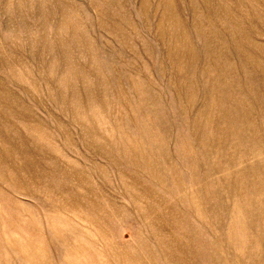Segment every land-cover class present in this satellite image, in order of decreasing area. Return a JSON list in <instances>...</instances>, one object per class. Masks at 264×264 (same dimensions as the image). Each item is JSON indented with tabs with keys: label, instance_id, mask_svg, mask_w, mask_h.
Returning a JSON list of instances; mask_svg holds the SVG:
<instances>
[{
	"label": "rangeland",
	"instance_id": "obj_1",
	"mask_svg": "<svg viewBox=\"0 0 264 264\" xmlns=\"http://www.w3.org/2000/svg\"><path fill=\"white\" fill-rule=\"evenodd\" d=\"M0 264H264V0H0Z\"/></svg>",
	"mask_w": 264,
	"mask_h": 264
}]
</instances>
